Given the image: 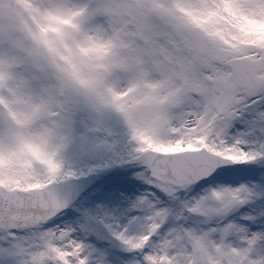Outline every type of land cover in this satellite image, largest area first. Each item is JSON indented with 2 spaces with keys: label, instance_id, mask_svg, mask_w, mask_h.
Segmentation results:
<instances>
[{
  "label": "snow or ice",
  "instance_id": "snow-or-ice-1",
  "mask_svg": "<svg viewBox=\"0 0 264 264\" xmlns=\"http://www.w3.org/2000/svg\"><path fill=\"white\" fill-rule=\"evenodd\" d=\"M83 110L130 133L124 221L68 222ZM0 264H264V0H0Z\"/></svg>",
  "mask_w": 264,
  "mask_h": 264
},
{
  "label": "rangeland",
  "instance_id": "rangeland-1",
  "mask_svg": "<svg viewBox=\"0 0 264 264\" xmlns=\"http://www.w3.org/2000/svg\"><path fill=\"white\" fill-rule=\"evenodd\" d=\"M133 148L130 133L114 112L80 111L70 128V139L62 152L65 167L78 177L107 172L108 177L68 211V222H81L84 213L103 207L122 221L131 211L132 201L142 190L135 168L119 163ZM95 168V171L88 170ZM87 173L86 175H81Z\"/></svg>",
  "mask_w": 264,
  "mask_h": 264
},
{
  "label": "water",
  "instance_id": "water-1",
  "mask_svg": "<svg viewBox=\"0 0 264 264\" xmlns=\"http://www.w3.org/2000/svg\"><path fill=\"white\" fill-rule=\"evenodd\" d=\"M101 178V175H92L85 179L70 181L67 186V191L74 196L70 205L74 202V200H76V198H78V192H83Z\"/></svg>",
  "mask_w": 264,
  "mask_h": 264
}]
</instances>
